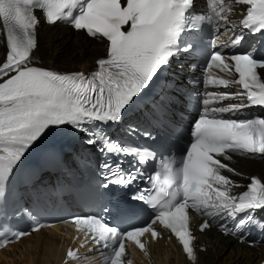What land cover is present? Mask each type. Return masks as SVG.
I'll list each match as a JSON object with an SVG mask.
<instances>
[{
	"label": "snow or ice",
	"instance_id": "obj_1",
	"mask_svg": "<svg viewBox=\"0 0 264 264\" xmlns=\"http://www.w3.org/2000/svg\"><path fill=\"white\" fill-rule=\"evenodd\" d=\"M193 2L126 0L125 6L122 0H0V24L6 36V51L0 62V200L6 198L7 184L20 169L25 153L52 127L71 126L84 132L87 134L85 143L99 145L97 150L101 154L137 158L128 161L132 167L127 172L118 159L113 163L105 159L99 165L104 180H96L83 189L90 197L103 201L112 184L130 187L137 180H143L142 166L158 153L148 147L125 146L106 136L101 144L93 128L101 124H120L125 111L144 95L174 58L197 49V37L185 44L180 40L186 32L198 34L205 21L203 15L190 13ZM233 4L244 11L243 28L264 32V0H233ZM232 7L227 0H219V11L215 13L217 27L221 22L228 26L226 9ZM36 10L43 11L49 24L70 17L75 29L86 30L93 38L106 39L107 58L98 59L97 70L89 74L60 73L32 66L34 50L38 49L37 26L40 23ZM208 22L211 24L210 19ZM234 39L233 47L243 37ZM229 59L232 63L227 62ZM206 64L225 72L234 68L238 79L233 83L241 89L235 95L246 97L249 106H264V76L259 71L264 70V60L251 53L225 57L222 52L214 51ZM210 82L229 84L224 79ZM227 98L224 94H213L216 101ZM171 103L172 99L165 95L154 102L157 127L165 126L164 117ZM204 105L193 124L192 142L179 166L174 169L172 164L165 163V175L159 186V174L148 175L152 188L159 187L164 199L153 202L139 189L132 197L152 205L155 218L147 226L121 231L110 226L104 216L75 219L76 226L86 237L97 246L112 250L111 264H121L126 239L141 248L144 246L140 237L145 233L152 232L155 239L158 232L153 226L163 216L173 218V227L168 230L183 248L178 238L181 225L175 222V217L179 211L177 205H188L189 200H196L194 209L199 210L201 205L214 207L218 214L229 219L245 213L244 218L238 220L242 227L255 219L256 210L264 208V182L253 176L245 191L230 194L228 189L238 185L223 175L222 170L231 173L233 169L219 159L230 160L229 152L264 156V118L241 121L223 118L225 113H238L246 106L244 104L208 108V100H205ZM124 131L130 136L152 138L148 130L138 125L128 124ZM118 176L122 178H116ZM221 187L225 190H220ZM186 209L187 206L183 227L187 228L192 240ZM162 226L168 227L167 224ZM209 226L205 221L200 230ZM24 235L26 233L17 231L14 238ZM185 254L190 261L196 259L192 246L191 255ZM75 255L68 252L69 257Z\"/></svg>",
	"mask_w": 264,
	"mask_h": 264
},
{
	"label": "bare ground",
	"instance_id": "obj_2",
	"mask_svg": "<svg viewBox=\"0 0 264 264\" xmlns=\"http://www.w3.org/2000/svg\"><path fill=\"white\" fill-rule=\"evenodd\" d=\"M228 4L230 3L228 2ZM232 8H234V14H241V6ZM71 36L78 37L80 45L75 38H70ZM37 41L38 49L34 50L32 63L64 71L90 68L94 64V59L104 54L106 48L104 39L86 36L80 30L73 31L67 25L59 22L50 25L41 24L37 27ZM81 41L90 42V48L88 50L83 48L85 43ZM5 51L4 39L0 37V62L3 61ZM188 72L189 70L184 69L182 75L189 84ZM261 73L264 76V70H261ZM207 84L211 89H216V86L210 81ZM205 100H208V108L216 107L219 104L210 95L205 96ZM246 117L248 115L241 119ZM28 154L29 150L24 157ZM230 157L231 159L228 161L241 172V174L227 173L234 182L242 181L244 179L242 174L257 173L264 179V157L251 156L242 152H232ZM223 171L226 172V170ZM60 229H63V226L39 228L5 246L0 249V264H46L60 259L63 249L61 242L65 241L59 233ZM195 234L196 259L194 261L186 259L179 245L173 239L167 241L164 238H157L147 242L145 255L135 252L134 264H227L222 260L224 252L218 248L221 244L229 248L230 252H234V258H230L233 259L231 264H252L264 257V246L259 244L248 246L229 235L222 234L212 226L204 231L195 227ZM249 247L256 251V255ZM241 250L244 253H241ZM209 257L214 258L210 259ZM251 259L255 261H251Z\"/></svg>",
	"mask_w": 264,
	"mask_h": 264
},
{
	"label": "rangeland",
	"instance_id": "obj_3",
	"mask_svg": "<svg viewBox=\"0 0 264 264\" xmlns=\"http://www.w3.org/2000/svg\"><path fill=\"white\" fill-rule=\"evenodd\" d=\"M78 36V35H77ZM64 37H65V35H64ZM80 37V36H79ZM70 38H75V40H76V42L78 43V42H80V39L78 38V37H73V36H71ZM60 39V38H59ZM82 43H85V45H83V48L85 47V49H89L90 48V46H91V44H90V42H88V41H81ZM87 43V44H86ZM79 45H80V43H78ZM82 45V44H81ZM70 52V51H69ZM70 53H72V52H70ZM64 55H66V54H64ZM66 58H68V56H66ZM224 246V247H223ZM218 248L221 250V251H223L224 252V254L222 255V260H223V262H225V263H227V264H231L232 263V261H233V259H230V258H234V256H233V253L234 252H230V250H229V248H227L224 244H221V245H219L218 246ZM250 248V247H249ZM250 250L252 251V252H254L255 253V255H256V251H254V249H252V248H250ZM236 252V251H235ZM241 253H244V251L242 252V250L240 251ZM232 255V256H231ZM210 259L211 258H214V257H209ZM251 261H255V260H253V259H251Z\"/></svg>",
	"mask_w": 264,
	"mask_h": 264
}]
</instances>
